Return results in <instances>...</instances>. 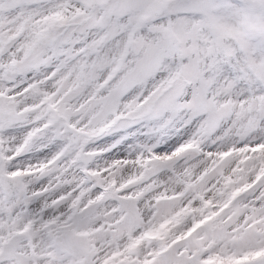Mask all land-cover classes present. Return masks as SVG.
I'll return each mask as SVG.
<instances>
[{
  "label": "snow or ice",
  "instance_id": "snow-or-ice-1",
  "mask_svg": "<svg viewBox=\"0 0 264 264\" xmlns=\"http://www.w3.org/2000/svg\"><path fill=\"white\" fill-rule=\"evenodd\" d=\"M0 264H264V0H0Z\"/></svg>",
  "mask_w": 264,
  "mask_h": 264
}]
</instances>
